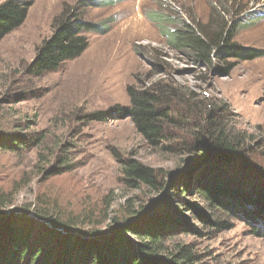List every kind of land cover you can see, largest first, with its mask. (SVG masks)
<instances>
[{
	"label": "rangeland",
	"instance_id": "374dc122",
	"mask_svg": "<svg viewBox=\"0 0 264 264\" xmlns=\"http://www.w3.org/2000/svg\"><path fill=\"white\" fill-rule=\"evenodd\" d=\"M32 1L24 24L0 42V132L25 123L21 138L41 133L45 140L30 151L0 153V186L17 192L6 212L46 201L64 215L85 217L90 222L86 229L103 232L112 218L123 217L127 200L147 205L149 199L145 188L124 183V160L163 172L186 167L184 160L191 156L147 147L129 119L84 122L86 114L127 105L126 87L138 82L146 86L160 81L224 105L236 129L249 136L253 163L264 171V56L238 62L228 76L218 77L167 48L150 20L159 14L205 24L224 8L243 21L235 42L264 53V0H112L88 9L86 15L107 31L86 33L89 46L80 57L39 78L26 72L35 50L52 33L63 6L77 0ZM152 72L158 74L149 78ZM60 154L77 168L55 174ZM257 185L264 187V180ZM251 227L238 219L231 230H209L202 238L184 235L177 242L190 243L202 257L199 264H264V232L256 236Z\"/></svg>",
	"mask_w": 264,
	"mask_h": 264
},
{
	"label": "trees",
	"instance_id": "16d2710c",
	"mask_svg": "<svg viewBox=\"0 0 264 264\" xmlns=\"http://www.w3.org/2000/svg\"><path fill=\"white\" fill-rule=\"evenodd\" d=\"M111 3L65 4L52 22V33L36 48L26 69L29 76L56 72L80 57L89 46L86 33L104 34L108 28L87 19L88 9ZM32 5V0L0 3V42L24 24ZM231 16L222 8L205 24L159 14L150 20L157 24L167 48L186 55L200 70L226 77L238 62L264 56L235 42L243 21ZM152 74L149 78L158 73ZM125 92L127 105L86 114L84 122L129 119L147 147L191 156L184 160L188 165L163 172L134 159L124 160V183L145 188L149 199L147 205L127 200L123 217L112 218L103 232L86 229L90 222L85 217L64 215L46 201L6 212L17 192L0 186V264H199L202 257L190 243L177 242L180 236L202 238L209 230L228 231L238 219L252 226V234L264 232V187L257 185L264 180V171L253 163V143L236 129L226 107L160 81L131 84ZM24 125L0 132V153L16 154L43 145L41 133L20 137ZM56 162L57 175L77 168L63 154Z\"/></svg>",
	"mask_w": 264,
	"mask_h": 264
}]
</instances>
